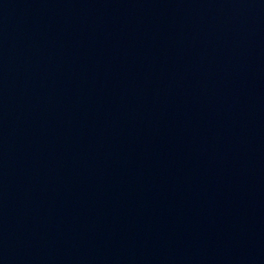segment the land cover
Returning <instances> with one entry per match:
<instances>
[{
  "label": "water",
  "instance_id": "obj_1",
  "mask_svg": "<svg viewBox=\"0 0 264 264\" xmlns=\"http://www.w3.org/2000/svg\"><path fill=\"white\" fill-rule=\"evenodd\" d=\"M0 264H264V0H0Z\"/></svg>",
  "mask_w": 264,
  "mask_h": 264
}]
</instances>
